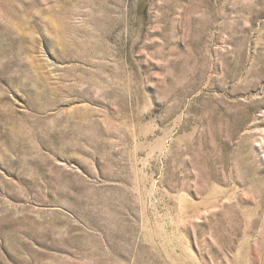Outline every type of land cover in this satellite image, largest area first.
Segmentation results:
<instances>
[{
  "label": "rangeland",
  "instance_id": "obj_1",
  "mask_svg": "<svg viewBox=\"0 0 264 264\" xmlns=\"http://www.w3.org/2000/svg\"><path fill=\"white\" fill-rule=\"evenodd\" d=\"M0 264H264V0H0Z\"/></svg>",
  "mask_w": 264,
  "mask_h": 264
}]
</instances>
